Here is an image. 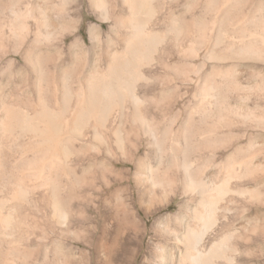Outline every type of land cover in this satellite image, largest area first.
Listing matches in <instances>:
<instances>
[{"label":"bare ground","instance_id":"bare-ground-1","mask_svg":"<svg viewBox=\"0 0 264 264\" xmlns=\"http://www.w3.org/2000/svg\"><path fill=\"white\" fill-rule=\"evenodd\" d=\"M145 1L120 0L109 14L108 0H92L111 26L105 34L90 26L89 43L75 36L67 45L64 29L48 28L41 14L27 16L34 29L17 25V15L0 28V74L23 76L0 83V264H86L79 240L89 242L88 264L134 263L141 228L136 204L150 209L153 201L150 187L156 182L148 159L161 154L154 128L172 132L175 89L151 73L169 53L163 47L168 34L136 19L154 15ZM64 21L73 27L76 22ZM220 27L217 16L209 48L214 58ZM174 29L175 43L186 35L187 47L196 45L189 32ZM210 88L202 85L199 103L216 100ZM191 123L189 114L167 150L176 163L173 173H181L185 200L177 212L154 221L160 238L140 264H243L250 258L239 249L229 205L237 195L251 198L255 192L229 185L228 170L214 187L192 181L185 140ZM146 140L149 150L143 154ZM216 147L202 145L200 156L206 150L213 160ZM121 161L132 167L117 168ZM188 203L198 206L191 212L197 222L192 228L184 219Z\"/></svg>","mask_w":264,"mask_h":264},{"label":"rangeland","instance_id":"rangeland-1","mask_svg":"<svg viewBox=\"0 0 264 264\" xmlns=\"http://www.w3.org/2000/svg\"><path fill=\"white\" fill-rule=\"evenodd\" d=\"M91 1L0 0V28L9 26V20L17 15L22 18H18L17 25L34 29L35 23L27 16L41 14L47 18L48 28L64 29V33L68 34L67 45L75 36L84 38L89 43L90 26H97L104 34L109 32L111 26V20L102 19ZM108 1L109 14L113 5L120 7V0ZM145 2L148 11L154 9V15L143 16L144 18L136 16V19L168 34L163 47L169 53L152 66L151 73L157 72L158 83L169 79L175 89L172 90L173 122L170 126L172 132L166 130L165 134L163 128L159 129V126L154 128L161 146V154L159 157L148 159L153 169L152 179L156 182L150 187L153 193L150 209H146L145 203L136 204L141 228L137 235L138 252L133 264H140L141 259L148 255V250L160 238L153 228L154 221L158 217L177 212L185 200L179 186L181 173H173L176 170V163L170 158L167 150L174 130L189 114L192 123L188 127L185 139L190 151L189 169L192 171L190 170L189 175L196 183H206L214 187L225 180L224 176L228 170L231 175V178L227 179L229 185L254 190L255 194L251 198L248 197V193L235 197L234 203L229 205L233 210L229 219L234 224L239 249L246 252L243 256L250 258L243 261V264H264V0ZM122 15H128L126 9L122 11ZM217 16L221 19V40L214 50L218 57L214 58L210 52L211 33ZM71 18L76 20L74 27L73 24L64 21ZM174 27H181L184 34L189 32L196 45L187 47L186 35L182 36V42L175 43ZM120 34L123 36L125 32L121 31ZM52 55L57 57L55 52H52ZM10 78L19 80L23 76L0 74V83L4 81L2 84H5ZM204 83L215 92L216 100H204L205 102L199 103V91ZM20 97L17 94L13 95L15 100H20ZM45 99L50 107H53L50 95H46ZM5 100L9 98L5 97ZM207 144L217 146L214 161L207 155L206 150H203L200 156L199 150L202 145ZM148 150L146 140L142 146V153ZM208 163L211 165L205 168ZM202 166L204 171L200 170ZM116 167L128 169L132 165L121 161ZM168 168L169 170L165 171ZM144 174L146 178L149 177L148 173ZM163 190L165 194L162 193ZM187 206L188 211L184 219L192 228L191 225L197 222L191 218V212L198 206L195 203H188ZM91 214L95 215L94 210ZM101 214L106 220L105 211ZM80 242L81 240L76 245L87 251L84 260L88 264L92 259L89 242L86 241V244ZM132 247L136 248V245ZM247 252L252 254L246 255Z\"/></svg>","mask_w":264,"mask_h":264}]
</instances>
